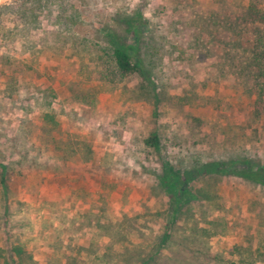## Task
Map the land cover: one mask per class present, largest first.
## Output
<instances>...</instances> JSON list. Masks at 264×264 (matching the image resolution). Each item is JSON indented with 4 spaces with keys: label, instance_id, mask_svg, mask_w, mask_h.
Wrapping results in <instances>:
<instances>
[{
    "label": "rangeland",
    "instance_id": "obj_1",
    "mask_svg": "<svg viewBox=\"0 0 264 264\" xmlns=\"http://www.w3.org/2000/svg\"><path fill=\"white\" fill-rule=\"evenodd\" d=\"M20 1L0 0V264H14L13 256L21 264H102L76 251L88 243L100 254L117 249L108 233L118 232L121 218L136 245L139 234L149 243L162 235L172 202L158 186L165 164L183 171L232 158L264 162V113L252 118L242 88L218 78L216 58L191 46L198 17L211 9L239 13L237 3L51 0L35 5L41 26L20 28L6 12ZM136 14L145 20L143 39L156 43L157 100L139 92L137 75L107 83L93 62L104 57L107 28L131 43L134 35L114 19ZM44 113L52 121L42 122ZM150 133L160 136L158 149L144 145ZM191 187L199 200L184 211L200 228L214 222L211 252L259 248L254 258L264 264V186L200 174ZM168 247L163 255L185 253Z\"/></svg>",
    "mask_w": 264,
    "mask_h": 264
},
{
    "label": "trees",
    "instance_id": "obj_2",
    "mask_svg": "<svg viewBox=\"0 0 264 264\" xmlns=\"http://www.w3.org/2000/svg\"><path fill=\"white\" fill-rule=\"evenodd\" d=\"M231 1L241 8L239 13L211 9L205 16L196 19L191 46L202 52H209L216 58L218 78L227 77L234 87L242 88L250 98V116L259 118L264 113V0H250L246 5H241L238 0ZM48 2L51 0H21L18 8L6 10V5L2 8L13 14L17 24L22 25L15 27L32 28L35 27L40 14V11L37 13L32 9L35 5L43 6ZM114 22L123 28L124 33L134 35L131 43H126L115 30L107 28L104 32L103 47L99 49L104 57H98L93 62H100L104 81L107 83H118L127 76L137 75L139 92L144 94L146 90L157 100L162 91L161 86L154 83L152 74L154 55L157 53L156 48L154 49L156 43L151 37L143 39L144 35L140 28L145 20L136 14L134 17L115 18ZM72 44L74 47L77 46L75 43ZM143 49L145 56L142 55ZM41 120L49 122L52 121V117L49 113H44ZM160 141L157 133H150L143 143L147 147L158 149ZM86 151L91 154L89 147ZM0 167V184L4 185L5 167L4 165ZM200 174H235L250 183L264 186V162L260 160L243 157L222 162L209 161L195 164L183 171L172 169L165 164L163 171L157 176L158 186L172 202L170 210L164 215L165 223L158 240L149 243L139 234L136 236L137 240L144 243L134 244L127 230L129 224L122 222L125 218H121L117 225L118 232L108 233L114 236V242L111 244L113 246L117 244V249L111 246L100 254L91 248V243H88L86 249H77V257L81 252L86 254L88 250L90 252L88 254L91 255L92 252L94 258L102 264H166L160 262L161 257L174 264H194L196 260L199 261L196 264H258L254 254H259V248L251 251L242 246H235L228 252V256L212 253L209 238L214 233V222L207 221V227L200 228L197 222L185 214L184 207L193 200H199L200 195L197 190L192 189L191 183ZM180 220L182 223L179 227L177 222ZM105 227L106 230L111 228L109 225ZM171 244L184 249V255L177 249H168L171 250V254L163 255V249L169 248ZM13 251L15 254L16 249ZM13 258L14 264H21L20 258L14 256Z\"/></svg>",
    "mask_w": 264,
    "mask_h": 264
},
{
    "label": "crops",
    "instance_id": "obj_3",
    "mask_svg": "<svg viewBox=\"0 0 264 264\" xmlns=\"http://www.w3.org/2000/svg\"><path fill=\"white\" fill-rule=\"evenodd\" d=\"M33 11H35V12H39V10H36V8H34V9H32ZM37 21H38V19H37ZM14 22H16L15 20H14ZM13 26H22L21 24H17V23H15V24H13ZM36 27H39V26H41V24L40 25H35Z\"/></svg>",
    "mask_w": 264,
    "mask_h": 264
}]
</instances>
